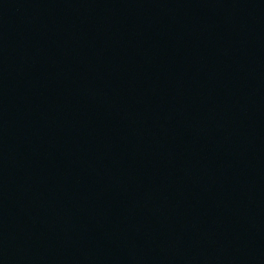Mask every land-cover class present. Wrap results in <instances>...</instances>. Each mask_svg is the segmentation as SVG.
Wrapping results in <instances>:
<instances>
[{
	"label": "water",
	"instance_id": "95a60500",
	"mask_svg": "<svg viewBox=\"0 0 264 264\" xmlns=\"http://www.w3.org/2000/svg\"><path fill=\"white\" fill-rule=\"evenodd\" d=\"M0 264H264V0H0Z\"/></svg>",
	"mask_w": 264,
	"mask_h": 264
}]
</instances>
